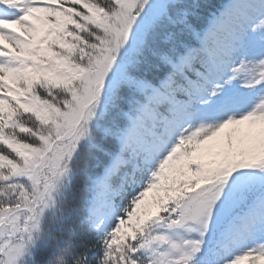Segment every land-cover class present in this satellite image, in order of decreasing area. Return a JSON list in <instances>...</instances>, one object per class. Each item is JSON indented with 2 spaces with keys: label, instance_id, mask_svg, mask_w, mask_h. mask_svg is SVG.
<instances>
[{
  "label": "rangeland",
  "instance_id": "obj_1",
  "mask_svg": "<svg viewBox=\"0 0 264 264\" xmlns=\"http://www.w3.org/2000/svg\"><path fill=\"white\" fill-rule=\"evenodd\" d=\"M137 1L144 2L109 0L112 12L103 17L105 29L99 28L97 56L88 60L93 66L77 71L67 61V56H76V47L68 43L72 35L65 34L73 25L69 10L73 0H0L1 6L9 5L0 12V127L24 112L28 103H36L34 112L38 119L43 117L47 108L32 92L41 79L73 91L69 95L74 99L72 106L60 116L66 129L59 125L56 131L88 126L99 104L116 88L110 84L113 71L122 72L135 57L132 51L125 52L121 68L101 53L116 44L123 53L146 28V39L158 41L163 23L140 17L142 9L150 10L157 0H145L140 7ZM232 1V7L224 10L222 6L202 30L197 60L201 68L193 72L188 86L172 88L169 80H163L160 88H153L158 99L162 96L170 103L172 116H160L155 99L140 104L118 140L120 148L126 149L145 173V180H138L136 174L127 178L136 188L127 202L119 196V188L110 190L106 183L123 166L120 162H111L93 182L94 200L87 222L102 236L108 254H118L125 241L153 238L166 225L158 221L166 201H179L183 218L191 215L190 224L183 231L182 224L171 226H177L174 235L182 231L178 240L157 234L154 240L142 242L149 261L172 245L177 255L188 252L180 261L172 260L174 264H204L206 259L197 263L193 258L206 256L208 246L211 253L206 264H264V195L255 198L244 212L231 213L247 194L243 187L249 184V177L240 173L247 168L256 170L259 162H264V0ZM146 2L152 7L145 6ZM42 20L50 23L45 32ZM113 21L118 34L111 33ZM191 57L180 60V67L191 66ZM221 81L230 83L235 92L224 97L217 84ZM212 95L216 98L209 106ZM21 98L28 103L15 102ZM21 153L31 166L39 168L38 158L32 159L27 150ZM212 173L222 174L223 179L208 180L207 174ZM234 190L237 194L231 195ZM230 197L235 203L229 202ZM25 247L24 243L8 247L2 264H17ZM121 261L135 264L132 259Z\"/></svg>",
  "mask_w": 264,
  "mask_h": 264
},
{
  "label": "trees",
  "instance_id": "obj_2",
  "mask_svg": "<svg viewBox=\"0 0 264 264\" xmlns=\"http://www.w3.org/2000/svg\"><path fill=\"white\" fill-rule=\"evenodd\" d=\"M73 1L75 4L69 5L73 25L65 34L72 35L73 39L70 41L69 37L67 40L69 45L76 47V56H67V61L77 71H81L86 66H93L88 60L97 56L99 33H102L99 28L105 29L103 17L108 16L112 9L109 0ZM225 1L157 0L150 10L143 8L140 17L147 22L154 20L163 23L158 41L149 42L146 39V28L123 53L117 44L101 53L121 68L125 65L122 57L125 52L130 50L135 57L128 66H124L122 72L113 71L110 84L116 85V88L99 104L88 126H80L71 132L65 130L66 124L60 116H64L72 106L74 99L70 100L69 95L73 91L54 86L45 79H41L32 91L34 98L47 108L42 118L38 119L34 112L36 103L31 105L24 98L15 100L21 103L25 100L29 105L12 122L0 127V264L3 252L17 243L26 245L17 264H123L121 259H132L135 264H174L172 260L180 261L182 256L187 255L188 252L177 255L172 245H166L151 262L145 257V247L141 245L144 241L154 240L157 234L169 235L174 240L182 237L183 229L190 224L191 215L188 213L183 218L179 212V201H166V207L163 208L165 212L159 214L158 221L166 224L164 229L160 227L150 239L146 236L144 239L125 241L116 255L107 253L102 236L86 220L87 212L94 200V191L91 189L93 182L102 176L105 168L114 160L123 166L106 180L107 187L110 190L119 188V196L125 202L133 194L134 186L128 182L129 177L136 174L138 180H145V173L127 155L126 149L120 148L118 139L137 115L140 103L148 105L155 99L158 113L171 116L166 108V99L162 96L158 99L153 88H160L162 80H169L172 88L188 84L187 79L200 66L197 59L200 56L198 38L201 31L212 13H216ZM137 5L142 6L139 1ZM144 5L152 7L150 2ZM114 24L113 21L111 33L118 34ZM49 27V22L42 21L43 31ZM34 37L32 35L31 38ZM187 54L192 56L194 63L180 67L179 60ZM18 55L26 58L23 53ZM59 125L65 129L56 131ZM82 129L84 132L81 135ZM78 137L79 144L67 164V156ZM22 150L29 151L32 159H39V168L31 166V161L24 158ZM39 169H42L41 172ZM136 170L139 171L135 173ZM247 170L248 173H245ZM241 174L249 177V184L243 187L247 194L242 203L234 205L233 212L244 210L256 196L264 192V180L260 182V179L255 181L257 179L254 178H264V162H259L256 170L247 168ZM213 176L217 177L213 179ZM206 177L213 181L223 179L220 173L207 174ZM237 178L235 175L234 179ZM235 194L237 190L231 192V195ZM229 202L235 203V199L230 197ZM172 209L175 211L171 212ZM180 224L181 233L174 235L173 230ZM174 225L177 226L171 227ZM165 240L167 242L169 238ZM156 245L153 242L152 246ZM208 254L207 250L206 256L202 254L193 260L198 263Z\"/></svg>",
  "mask_w": 264,
  "mask_h": 264
},
{
  "label": "bare ground",
  "instance_id": "obj_3",
  "mask_svg": "<svg viewBox=\"0 0 264 264\" xmlns=\"http://www.w3.org/2000/svg\"><path fill=\"white\" fill-rule=\"evenodd\" d=\"M2 1V0H1ZM232 3H233V1L232 0H229L225 5H223L224 6V10H227V9H229L230 7H232ZM222 13H220V15H221ZM219 15V16H220ZM0 17H1V15H0Z\"/></svg>",
  "mask_w": 264,
  "mask_h": 264
}]
</instances>
